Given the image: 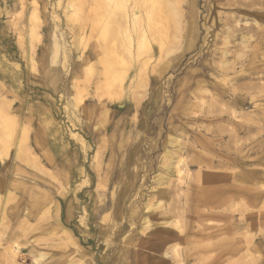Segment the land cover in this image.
Returning <instances> with one entry per match:
<instances>
[{
	"label": "rangeland",
	"instance_id": "374dc122",
	"mask_svg": "<svg viewBox=\"0 0 264 264\" xmlns=\"http://www.w3.org/2000/svg\"><path fill=\"white\" fill-rule=\"evenodd\" d=\"M95 1L0 0V108L8 101L16 139L29 127L35 151L12 163L14 146L0 159V264L9 263L2 250L14 243L22 248L19 264L41 257L40 264H158L152 251L140 249L165 222L173 231L178 219L186 227L180 253L196 255L182 264H228L229 250L230 264H264V41L245 30L264 27V14L242 17L237 27L233 6L246 0H171L179 7L175 22L169 14L151 17L164 29L148 39L153 55L144 74L141 57L113 49L117 69L124 68L119 57L129 67L121 90L104 85L97 39L109 17L89 13ZM33 10L40 18L35 25ZM142 12V23L149 22ZM63 158L76 163L62 194L67 161L52 162ZM180 188L184 218L177 210ZM145 220L151 235L142 232ZM169 260L176 264L172 252Z\"/></svg>",
	"mask_w": 264,
	"mask_h": 264
},
{
	"label": "bare ground",
	"instance_id": "6f19581e",
	"mask_svg": "<svg viewBox=\"0 0 264 264\" xmlns=\"http://www.w3.org/2000/svg\"><path fill=\"white\" fill-rule=\"evenodd\" d=\"M70 1V0H69ZM73 3L76 1V0H72ZM80 1V0H78ZM137 1V2H136ZM173 1V0H172ZM232 1V0H230ZM235 1V0H234ZM244 1V0H243ZM130 2H132L131 5ZM141 2V4H140ZM174 2V1H173ZM177 2V0H176ZM182 2V1H181ZM244 2H247L246 4H242V3H239V6H233V10L235 13L233 14V17L231 19L233 20H236L238 17L239 19L236 20V24H237V27L238 25L240 24V21L243 20L242 17H244V19L246 21H248L249 19L252 18V20L254 18H259L261 16V14H264V11L262 8V10L258 9L259 6H262L264 5V0H246ZM179 3V2H178ZM91 7H90V14H93L94 16H101L102 14H105L109 17V22L108 24H106V27L105 28V33L103 35H101L97 40L99 42V47L101 48V53H102V56L100 57V64L103 65V71H102V74L104 76V85L107 87V88H113V86L115 84H119V88L122 90L123 89V86H124V81L126 80L127 78V74H128V65L126 62H124V59L123 58H120L116 60L117 63H119L120 65H124V68L123 69H117V66H116V63L115 61L113 60V49H115V47L119 46L122 51L121 53H124L127 55H129L128 57L132 60V58L134 57H137L138 59L141 57L142 60H144V63L142 64V60L141 61V64L143 66V69H140L138 70L139 73H142L144 74V72L146 71V66L148 65L147 64V61H149L148 59L149 58H152V55H153V50H152V47L150 44H148V39L150 37H153L154 38V35L156 36H161L162 37V29H164L162 26L161 28L159 26H157L156 22H157V19L160 20L159 18H154V19H151V17L153 16L154 12L156 13H159V14H169L170 17L173 19H177L178 18V15L174 12V5H171V0H148L147 2H144V0H103V1H99V0H96L95 2H91ZM140 5L142 6V8H140ZM181 5V4H179ZM173 6V8H172ZM178 7V5H176ZM175 6V9H177ZM21 7V6H20ZM74 7V6H73ZM160 8L159 11H156L155 9L156 8ZM264 7V6H263ZM179 8V7H178ZM37 9V8H36ZM72 9V8H71ZM83 9H78L75 11L74 15L75 16H80L81 17V12H82ZM145 11L146 15L149 16L148 19L149 22H145V23H142V17L145 18V14L143 15V12L142 11ZM162 10V11H161ZM178 10V9H177ZM33 14L31 15V18L34 20V25L35 24H38V22L40 21V18H39V14L37 12V10H33ZM86 12V11H85ZM88 12V11H87ZM173 14V16H172ZM143 15V16H142ZM155 15V14H154ZM50 16V15H49ZM106 16V20H108V17ZM160 16V15H159ZM90 17V16H89ZM161 17V16H160ZM164 17V16H163ZM163 17L161 18L163 20ZM166 17V16H165ZM169 16L167 15V18ZM29 18V19H31ZM78 18V17H77ZM92 18V17H91ZM98 18V17H97ZM87 19V18H86ZM94 19V18H93ZM147 19V20H148ZM146 20V21H147ZM152 20H156L155 21H152ZM167 20L168 24L172 25V20H171V23H169V21ZM255 20V19H254ZM88 21V20H87ZM145 21V19H144ZM161 21V20H160ZM174 21V19H173ZM179 21V20H178ZM61 22V21H60ZM155 22V23H154ZM159 22V21H158ZM175 22V21H174ZM88 23V22H86ZM102 23V22H101ZM154 23V24H153ZM161 23V22H160ZM159 23V24H160ZM177 23V22H176ZM75 24V23H74ZM104 24V23H103ZM143 24V25H142ZM162 24V23H161ZM165 24V23H164ZM227 24V23H226ZM163 25V24H162ZM166 25V24H165ZM179 23L176 24V26H178ZM98 26V25H96ZM103 26V25H102ZM9 27V25H8ZM29 27V26H28ZM32 27V26H31ZM30 27V29H31ZM35 27V26H33ZM37 27V26H36ZM40 27V26H39ZM168 27V26H167ZM165 27V28H167ZM92 28V27H91ZM169 28V27H168ZM177 28L179 27H175V29L177 30ZM35 29V28H34ZM93 29V28H92ZM171 29V28H170ZM96 30V29H94ZM93 30V31H94ZM174 30V29H173ZM246 31L250 30H254L255 33L257 34V39L259 41H264V27L262 26V24H256L255 27H249L248 29L246 28L245 29ZM31 32H34L37 31V30H33V28L30 30ZM167 31V29H166ZM179 31V30H177ZM29 32V31H28ZM168 32V31H167ZM175 32V31H174ZM172 33V32H171ZM28 34V33H27ZM35 34H37V32H35ZM93 34V32H92ZM98 34V33H97ZM168 35V33H166ZM174 34V33H173ZM172 34V35H173ZM250 34V33H249ZM31 35V34H30ZM171 35V36H172ZM176 35V34H175ZM245 35V34H244ZM29 37V34L27 35ZM165 36V35H164ZM170 37V35H168ZM247 36V35H246ZM245 36V37H246ZM34 37V36H33ZM42 37V36H41ZM136 38L137 39V43L138 40L141 41V43H145L147 46V50L146 52H143L142 50H137L135 48V46L133 45L134 44V39L132 38ZM175 37V36H174ZM173 37V38H174ZM85 38V37H84ZM92 38V37H91ZM166 38V37H165ZM172 38V39H173ZM243 39V37H241ZM34 39V38H33ZM36 39V38H35ZM156 39H158L156 37ZM154 39V40H156ZM171 39V37H170ZM95 40V39H94ZM175 40V39H174ZM247 40V39H246ZM56 41V40H55ZM92 41V40H91ZM96 41V40H95ZM162 41H164L162 39ZM168 41V40H167ZM248 41V40H247ZM36 42V40H35ZM87 42V40H86ZM160 42V41H159ZM173 43V40L171 41ZM176 42V40L174 41ZM250 42V41H249ZM34 43V42H33ZM37 43V42H36ZM165 44V42H163ZM29 44V43H28ZM152 44V43H151ZM161 44V43H160ZM163 44V45H164ZM167 44V43H166ZM170 44V43H169ZM175 44V43H174ZM121 45V46H120ZM144 45V44H143ZM176 45V44H175ZM178 45H179V42H178ZM83 46V45H82ZM85 46V45H84ZM98 46V45H97ZM165 46V45H164ZM171 46L173 47V45L171 44ZM170 46V47H171ZM169 47V46H168ZM169 47V48H170ZM29 48L31 49L30 45H29ZM28 48V49H29ZM174 48V47H173ZM119 49V50H121ZM167 49V47H166ZM165 49V50H166ZM171 49V48H170ZM76 50H77V45H76ZM164 51V49H161ZM172 50V49H171ZM115 51V50H114ZM137 52V53H135ZM140 52V53H139ZM144 54H143V53ZM167 53V51H165ZM169 52V51H168ZM173 51H171L170 53H172ZM165 53V55H167ZM117 55V54H116ZM115 55V56H116ZM145 55V59L143 58ZM164 55V53H163ZM80 56V55H79ZM114 56V57H115ZM125 56V55H124ZM30 57V56H29ZM122 57V56H121ZM149 57V58H148ZM69 58V57H68ZM137 58H136V61H137ZM227 59V58H226ZM135 60V59H134ZM133 60V63L136 62ZM147 60V61H146ZM244 61V60H243ZM11 63V62H10ZM149 63V62H148ZM227 63V62H226ZM140 64V63H139ZM35 65V64H34ZM91 66V65H90ZM139 66V65H138ZM221 66V65H220ZM88 67V65H87ZM93 67V66H92ZM14 68V67H13ZM39 68V67H38ZM139 68V67H138ZM137 68V69H138ZM142 68V67H141ZM90 69V67H89ZM93 70V68L91 69V71ZM86 72V71H85ZM93 72V71H92ZM87 75V74H86ZM256 75V74H255ZM251 76H253L251 74ZM240 77V76H239ZM257 77V75H256ZM255 77V78H256ZM261 77V76H260ZM91 78V77H90ZM94 78V77H93ZM148 78V77H146ZM238 78V77H237ZM248 78V77H247ZM264 78V77H263ZM102 79V78H101ZM239 79V78H238ZM243 79V78H242ZM257 79V78H256ZM136 80V79H135ZM134 80V81H135ZM139 80V81H138ZM149 80V79H148ZM246 80V79H245ZM250 82H252L251 78L249 79ZM255 80V79H254ZM243 81V80H242ZM257 81V80H256ZM261 81V80H260ZM79 82V81H78ZM136 82V81H135ZM144 82H145V79H143V77L141 79H138L137 78V84L139 87H142L144 85ZM149 82V81H148ZM88 84V83H87ZM249 84V83H248ZM101 85V84H100ZM105 87V88H106ZM128 88V87H127ZM110 90V89H109ZM110 92V91H109ZM133 94V92L131 93ZM138 95V94H137ZM244 95V94H243ZM128 96V95H127ZM136 97V96H135ZM145 97V96H143ZM259 97V96H258ZM257 97V99H258ZM2 99V98H1ZM81 104H82V99L79 98L77 99ZM142 100V99H141ZM140 101V100H139ZM8 102V101H7ZM7 102L6 103V108H0V137H2V141H0V159L2 161L5 160V158H7L9 156V154H11L10 152L12 151L11 149L14 148V146L16 147L15 149V152L14 154L12 155V163L13 161H18L23 155H25L24 153H27L26 155H30V154H34V149L33 147L30 145V131H29V127H26V126H23L24 130L22 131L21 133V137H19V139L17 140L16 136H17V129L16 127H19L18 124L16 123V119L15 117L12 115L11 113V110L9 108H7ZM10 102V101H9ZM141 102V101H140ZM236 102V101H235ZM31 103V102H30ZM9 104V103H8ZM28 104V103H27ZM80 104V106H81ZM83 105V104H82ZM9 106V105H8ZM250 106V105H249ZM230 108V107H229ZM246 108V107H245ZM234 109V108H233ZM237 109V108H236ZM235 109V110H236ZM237 111V110H236ZM245 111V110H244ZM234 112V110H233ZM239 114V113H238ZM242 114V113H241ZM249 115V114H247ZM244 116V115H243ZM20 117V116H19ZM243 118V117H242ZM249 118V117H248ZM252 118V117H251ZM21 119V117H20ZM19 119V120H20ZM236 119V118H235ZM238 119V118H237ZM18 120V119H17ZM75 120V119H74ZM248 120V119H247ZM249 121V120H248ZM252 121V120H250ZM249 121V122H250ZM254 122V121H253ZM258 122V121H257ZM260 122V121H259ZM258 122V123H259ZM262 122V121H261ZM20 123V122H19ZM22 123V122H21ZM243 123V122H242ZM251 124V123H250ZM256 125V124H255ZM261 125V124H259ZM263 125V124H262ZM217 126V125H216ZM247 126V125H246ZM215 127V126H214ZM253 127H254V124H253ZM249 128V127H247ZM255 128V127H254ZM263 128V126H262ZM261 130V129H260ZM256 131H258L256 129ZM21 132V131H20ZM19 132V133H20ZM229 132H231L229 130ZM249 132V131H248ZM259 132V131H258ZM232 133V132H231ZM236 133V132H235ZM232 135V134H231ZM236 135V134H235ZM238 135V134H237ZM259 135V134H258ZM81 137V135L79 136V138ZM237 137V136H235ZM4 138V139H3ZM0 139V140H1ZM17 142V143H16ZM81 143V142H80ZM28 146V147H27ZM102 146V145H101ZM84 147V146H83ZM87 148V147H86ZM106 148V147H105ZM261 149V147H258ZM14 151V150H13ZM83 151V150H82ZM108 152V151H107ZM13 153V152H12ZM236 154V153H235ZM25 155V156H26ZM253 155V154H252ZM35 156V155H34ZM171 156V155H170ZM30 157V156H29ZM98 157V156H97ZM28 158V156H27ZM33 158V156H32ZM34 159V158H33ZM183 159V158H182ZM32 160V159H31ZM36 160V159H34ZM63 161L62 162H58V161H55V162H52L55 166V165H60L62 164L63 162L67 161V163H69V166H67V163L66 165L64 166L63 168V171H64V177L66 178V180L62 181L60 184H59V187L62 188V194L63 193H66L65 191L67 190L66 186H69V185H72V179L71 177H69L70 175V172L68 171V169H70V167L72 165H74L76 163L73 162V164L71 163L70 159H65L63 158L62 159ZM37 161V160H36ZM181 162V161H180ZM180 162H178L179 164H181ZM36 163V162H35ZM32 164V163H31ZM37 164V163H36ZM98 164V163H97ZM14 165V164H13ZM38 165V164H37ZM178 165V164H177ZM228 165V163H227ZM35 166V165H34ZM40 166V165H39ZM79 165V168H78V171L80 172L81 176H83V178L85 179V181L81 184V185H85L87 183V180H86V170L81 166ZM217 166V165H216ZM215 166V167H216ZM38 167V166H37ZM220 167V166H218ZM230 167V166H229ZM39 168V167H38ZM215 169H218L217 167ZM228 169V167H227ZM236 169V168H235ZM231 170V169H230ZM234 170V169H233ZM19 171V170H18ZM177 173H181L180 170H178L177 168ZM43 172V171H42ZM9 173V172H8ZM15 173V171H14ZM47 173V172H45ZM178 173V174H179ZM12 174V173H11ZM79 174V175H80ZM179 177V176H178ZM193 178V177H192ZM182 178H179L178 180L181 181ZM257 179V178H256ZM260 179V178H259ZM264 179V178H263ZM179 183V182H178ZM257 183V182H256ZM259 184V183H258ZM191 185V184H190ZM6 188V187H5ZM183 188V187H182ZM182 188H180L177 192V196H178V203L180 204V207L178 210L179 212V215L180 218H184V214L181 213V211L184 212L183 210V204H181V199H182V196H183V193H184V190L182 191ZM78 190L81 189L80 187L77 188ZM76 189V190H77ZM75 190V191H76ZM9 194H7L6 196H8ZM67 196V194H66ZM2 193H0V203L1 201L3 200L2 198ZM8 199H9V196H8ZM7 199V200H8ZM111 200V199H110ZM14 201V200H13ZM75 201V199H74ZM77 201V200H76ZM75 201V202H76ZM49 204L51 203V201L49 200L48 202ZM88 203V202H87ZM73 202L71 203L70 205V208H69V212H68V217L66 218V223H69L71 224V221L73 219V216H72V210L74 209V206H73ZM104 207V206H103ZM110 207V206H109ZM108 208V207H107ZM247 208V207H246ZM101 209V208H100ZM104 210V209H103ZM116 210V209H115ZM243 210V209H242ZM248 210V209H247ZM225 211V210H222V212ZM227 211V210H226ZM230 211L231 210H228V214H230ZM235 211V209L233 210ZM237 213V212H236ZM233 214V213H232ZM55 220V219H54ZM144 220V219H143ZM175 220V219H174ZM59 224H63V221L62 220H58L57 221ZM173 222V221H171ZM171 224L170 221H167L164 223L163 225V231L161 232H154V233H158L160 234V236L158 237H153L150 239V244H148L147 246H144L142 247L140 250L142 249H147V250H150L153 252L154 256L153 257L154 259H158V264H169L170 263V260H169V255H170V252H172L174 254V259L176 261V264H182L183 262L185 261H189L190 259H194V256H196L195 254H193L191 256V253H192V250L188 249L186 250L184 253L181 252L180 253V245L183 241H186V238L184 236V231H185V226L183 225V223L181 222L180 219H178L177 221H174L172 224L174 230L171 231L168 229V225ZM64 226V224H63ZM142 226L143 227V230L142 232L145 234V235H151L153 233V231L151 230V227H150V221L148 220H145L143 221L142 223ZM107 228V227H106ZM172 228V229H173ZM247 234V233H246ZM174 238L175 240H177V244H175V246L172 248V247H167L169 244H170V240ZM143 239V238H142ZM244 240V239H243ZM188 241V240H187ZM246 242V239L244 240ZM243 241V242H244ZM244 242V243H245ZM169 248V249H168ZM3 254L5 255V258H7L8 260V264H19V258H22V248L20 247L19 244H11V245H8V247L6 248H3ZM108 251V250H107ZM106 251V252H107ZM194 251H198L196 248H194ZM193 251V252H194ZM248 252V250H247ZM198 253V252H196ZM249 253V252H248ZM199 254V253H198ZM157 255H159L157 257ZM186 255V256H185ZM228 264H230V258H232L234 256V250H229L228 251ZM201 256V255H200ZM212 258V256H211ZM210 258V260H211ZM43 259V257L41 258H38L36 259V263L40 264L41 260ZM207 261V260H206ZM25 262V261H24ZM208 262V261H207ZM206 262V263H207ZM211 264H216L217 260H211L209 261ZM7 264V263H6Z\"/></svg>",
	"mask_w": 264,
	"mask_h": 264
}]
</instances>
